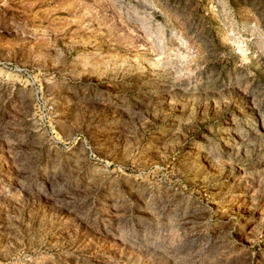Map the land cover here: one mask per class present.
<instances>
[{
  "label": "rangeland",
  "instance_id": "1",
  "mask_svg": "<svg viewBox=\"0 0 264 264\" xmlns=\"http://www.w3.org/2000/svg\"><path fill=\"white\" fill-rule=\"evenodd\" d=\"M0 264H264V0H0Z\"/></svg>",
  "mask_w": 264,
  "mask_h": 264
}]
</instances>
